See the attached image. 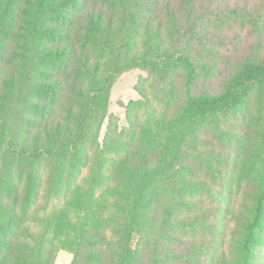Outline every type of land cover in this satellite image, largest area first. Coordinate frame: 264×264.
Masks as SVG:
<instances>
[{"label":"trees","instance_id":"obj_1","mask_svg":"<svg viewBox=\"0 0 264 264\" xmlns=\"http://www.w3.org/2000/svg\"><path fill=\"white\" fill-rule=\"evenodd\" d=\"M263 99L264 0H0V264H193L213 140Z\"/></svg>","mask_w":264,"mask_h":264},{"label":"rangeland","instance_id":"obj_2","mask_svg":"<svg viewBox=\"0 0 264 264\" xmlns=\"http://www.w3.org/2000/svg\"><path fill=\"white\" fill-rule=\"evenodd\" d=\"M145 75L142 70L132 69L122 73L112 85L108 114L118 119L120 128L127 126L124 106L137 98L135 87ZM106 126L107 120L100 138ZM213 141L217 178L208 179L212 196L203 202L212 223L195 233L185 230L180 235L185 242L199 243L193 252V264H264V212L251 233L248 249L245 248L258 196L264 194V108L253 102L235 132L225 129ZM218 153L220 158L229 155V161L218 162ZM71 259L70 253L60 249L54 264H70Z\"/></svg>","mask_w":264,"mask_h":264}]
</instances>
